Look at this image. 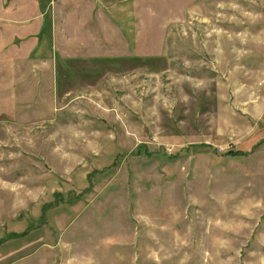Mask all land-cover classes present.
<instances>
[{
  "label": "rangeland",
  "instance_id": "374dc122",
  "mask_svg": "<svg viewBox=\"0 0 264 264\" xmlns=\"http://www.w3.org/2000/svg\"><path fill=\"white\" fill-rule=\"evenodd\" d=\"M0 66V264H264V0H0Z\"/></svg>",
  "mask_w": 264,
  "mask_h": 264
},
{
  "label": "crops",
  "instance_id": "0c3cea01",
  "mask_svg": "<svg viewBox=\"0 0 264 264\" xmlns=\"http://www.w3.org/2000/svg\"><path fill=\"white\" fill-rule=\"evenodd\" d=\"M18 64L19 63H15V64H13V66H10L11 68H13V69H15L16 68V66H18ZM1 67V66H0ZM3 67V66H2ZM1 67V68H2ZM1 68H0V100H2L3 98H2V93L4 92V90H6V86L8 85V83H5V81L4 80H2L1 78H2V76H3V72H1ZM14 75V74H13ZM12 80H15V78H12ZM9 85H11V88H13V86H14V83H13V81H10V83H9ZM13 90V94H14V96H12V101H14L15 99H16V96H17V98L19 97V95H18V93L16 94V91H15V89L13 88L12 89ZM7 99H8V97H6Z\"/></svg>",
  "mask_w": 264,
  "mask_h": 264
}]
</instances>
